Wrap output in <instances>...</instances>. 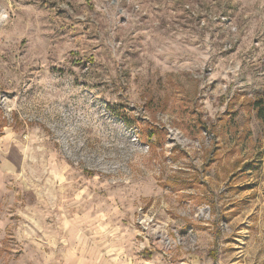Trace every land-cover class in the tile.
Instances as JSON below:
<instances>
[{"label": "rangeland", "instance_id": "1", "mask_svg": "<svg viewBox=\"0 0 264 264\" xmlns=\"http://www.w3.org/2000/svg\"><path fill=\"white\" fill-rule=\"evenodd\" d=\"M264 0H0V264H264Z\"/></svg>", "mask_w": 264, "mask_h": 264}, {"label": "trees", "instance_id": "2", "mask_svg": "<svg viewBox=\"0 0 264 264\" xmlns=\"http://www.w3.org/2000/svg\"><path fill=\"white\" fill-rule=\"evenodd\" d=\"M254 109L256 110L257 118L262 122L264 127V99H259L254 104Z\"/></svg>", "mask_w": 264, "mask_h": 264}]
</instances>
